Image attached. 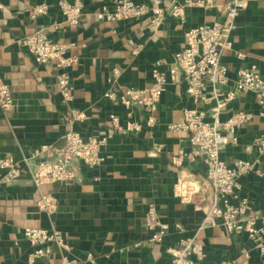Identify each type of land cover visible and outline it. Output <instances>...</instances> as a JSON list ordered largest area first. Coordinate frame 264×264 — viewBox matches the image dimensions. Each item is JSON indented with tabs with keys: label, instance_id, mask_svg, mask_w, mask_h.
I'll return each instance as SVG.
<instances>
[{
	"label": "crops",
	"instance_id": "crops-1",
	"mask_svg": "<svg viewBox=\"0 0 264 264\" xmlns=\"http://www.w3.org/2000/svg\"><path fill=\"white\" fill-rule=\"evenodd\" d=\"M61 0H0V81L10 90L13 105L0 109V162L10 159L20 176L9 185L0 181V260L2 264H60L62 253L52 246V253L29 263L30 247L25 229H55L62 233L70 250L66 253L81 264H156L166 262L183 238L196 239L204 248L201 264L241 262L242 250H249V264H264L256 256L246 235L230 236L221 226H202V210L213 201L210 189L201 191L205 168L200 161L172 163L181 151H189L188 133L179 128L184 108L199 109L207 121L215 100L193 104L186 95V83L174 56L185 46V32L199 25L219 20L215 12L194 7L186 10L183 21L170 15V7L183 0H161L165 15L153 22L149 14L143 19L102 22L96 19L101 7L114 0H80L83 15L76 27L63 23L58 2ZM73 3L75 0H63ZM143 3L145 0H130ZM44 5L46 11L32 18V10ZM264 0H247L246 8L235 20L230 35L231 47L221 60L228 69L229 84L234 86L235 72L255 65L264 72ZM43 30L53 42L74 44L70 55L77 65L68 71L71 81V103L58 95L53 64L35 65L24 48L25 36ZM241 53L244 60H237ZM175 69L157 106L155 124L146 126L147 113L133 107V119L142 126L135 134L122 135L112 130L109 117L115 114L126 122V113L105 96L121 93L128 87L150 86L151 70ZM114 71L117 75H114ZM219 115L224 122L231 115L249 112L252 118L239 130L235 144H227L220 159L227 166L235 161H259V175L251 172L238 177L241 199L251 205L257 216V227H264V155L257 154L253 140L264 139V118L253 94H237ZM69 132L84 137L110 136L102 150L103 162L96 168L75 164L74 181L36 187L29 171L45 160L41 148L61 149ZM26 161V163L24 162ZM0 170V179L3 176ZM186 182L195 190L191 199L175 195L178 183ZM57 200L52 214L40 211L36 204L41 196ZM153 205L161 223L169 225L170 235L161 244H148L143 216ZM183 227V234L173 226ZM199 228V229H198ZM92 253L94 262L85 260Z\"/></svg>",
	"mask_w": 264,
	"mask_h": 264
},
{
	"label": "built area",
	"instance_id": "built-area-1",
	"mask_svg": "<svg viewBox=\"0 0 264 264\" xmlns=\"http://www.w3.org/2000/svg\"><path fill=\"white\" fill-rule=\"evenodd\" d=\"M247 0H183L171 5L170 15L183 21L186 10L197 7L204 12H215L219 20L210 25H199L188 29L185 36V46L182 51L174 56L179 69L183 73L186 83V95L193 104H206L215 100V108L210 121H207L205 111L199 109L184 108L183 121L179 128L185 130L188 135L189 151H181L172 159L176 166L185 160L190 163L200 161L205 168V180L201 183V191L211 190L213 201L206 209L202 210V226H221L230 236L244 234L249 245L255 250L256 256L264 257V227H257V216L247 217L252 209L246 199H241L238 192L240 184L238 177L254 172L259 175L256 166L259 161H235L227 166L220 159V152L227 144H235L239 130L251 118L252 114L240 112L230 116L224 122L219 121L221 109L230 104L237 94H253L259 107L258 116L264 118V72L261 73L257 66L252 65L240 68L235 72L236 80L233 88L221 92L229 84L228 69L223 64L221 57L224 51L231 47L230 35L235 29V20L239 13L246 8ZM58 7L63 16V23L69 27H76L82 17L83 5L80 0L73 3L59 1ZM264 8V6H263ZM46 7H35L32 18L44 14ZM153 17V22H159L165 15L161 0H145L143 3H134L130 0H114L109 7H101L96 13V19L102 22H119L128 19H143L147 15ZM24 48L31 55L35 65L43 66L53 64L58 74L56 81L58 95L62 102H73L71 94V81L68 71L77 65V59L70 55L75 49L74 44H64L49 40L42 30L25 36ZM244 55L238 53L237 60H244ZM157 64L150 72L152 79L149 87L139 89L128 87L121 93L111 92L105 96L110 103L119 105L126 113V122L115 114H112L110 124L113 131L122 135L135 134L141 131V124L133 119L131 113L133 107L145 111L147 115L146 126L155 124L157 106L162 94L166 91L170 82H174L176 70L168 69L160 71ZM114 75L117 72L114 71ZM13 105L9 87L0 81V109L8 111ZM110 136L84 137L79 132H69L64 138L61 149H49L42 147L40 154H46L45 160L38 162L32 171H29L31 183L36 187L46 184L66 183L75 180L77 167L82 164L88 168H96L103 162L102 150L106 146ZM257 154L264 155V139L259 136L253 140ZM26 163V161H24ZM0 170L3 176L2 184L9 185L20 176L19 168L12 160L0 162ZM195 190L186 182L178 183L175 187V195L181 199H191ZM37 202V208L45 214H52L57 207V200L52 196H41ZM144 231L148 244H161L170 235L169 225L160 221L159 215L153 205H148L143 216ZM174 231L183 234V227L173 226ZM198 228V229H199ZM24 238L30 247L27 260L29 263L35 259L48 256L52 253L51 247L56 246L62 253L60 264H81L75 257H69L66 253L70 247L62 233L55 229H25ZM177 248L172 251L166 262L156 264H201L205 256L204 248L196 239L183 238L178 241ZM242 261H232V264H249V250L243 248ZM85 260L94 262L92 253H88ZM0 264H2L0 260Z\"/></svg>",
	"mask_w": 264,
	"mask_h": 264
}]
</instances>
